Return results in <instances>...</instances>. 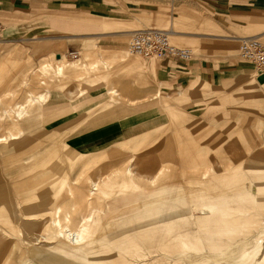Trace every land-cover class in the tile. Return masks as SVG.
Returning a JSON list of instances; mask_svg holds the SVG:
<instances>
[{
  "label": "rangeland",
  "instance_id": "374dc122",
  "mask_svg": "<svg viewBox=\"0 0 264 264\" xmlns=\"http://www.w3.org/2000/svg\"><path fill=\"white\" fill-rule=\"evenodd\" d=\"M136 30L142 29L134 28L129 33ZM249 32L246 36H242V39L244 37L264 34V12L255 29ZM127 36L123 38L115 50L95 51V53L100 52L105 63L106 61H111L109 60L111 53H118L123 50L127 51ZM260 41L264 42L263 40ZM76 43L81 42L78 41ZM48 45L49 43L44 41L41 44V51L30 53L27 49L28 46L23 45L21 48V46L0 43V95L2 96V109H6L7 111L12 110L15 104H21L25 101L28 97V92L36 95L42 92L45 88L41 85V82L49 86L48 92L51 98L56 96L58 92H62L54 86L56 81L61 80L60 78H55L53 72L49 75H42L39 70L42 62L46 61L55 66V60L61 58L62 54L65 55V53H61L60 57H56L51 53L47 54ZM172 45L175 46L174 44ZM238 47L239 42L235 44L233 51L235 55H237ZM191 52L194 54V59L197 60L200 53L197 51ZM79 54H82L80 53V49L72 52L70 55H65L64 60L68 64H72L79 59ZM101 56H95L89 58V60H99ZM134 57L138 58V61L135 63L131 59L124 60L120 58L114 60L112 66L106 68L107 71L104 72L103 80L100 82L95 79V75L102 68H93L90 73H87L85 68L80 67V70L74 76H80L83 79H80L74 85L85 87L84 81L86 79L88 82L93 81L91 85L96 86L95 89L98 91L93 94L90 93L83 98L89 104L86 110H89V113L93 115L97 114L95 113L96 105L108 103V89L114 88L119 92L121 98H130L134 101L129 105L124 100L118 102L117 107L121 106L127 109V111H119L123 119H126L133 110L143 112L142 109L146 110L149 120L163 116L165 119L163 125L161 124V128L148 132V142L144 146V149L151 160L168 161L163 165L165 170L162 171L160 176H156L152 180H140V187L143 188L137 193L121 197L110 203L106 201L97 202L96 196L103 186L101 184L102 180H100V186L96 195L89 201L88 191L90 189V182L88 180L94 179L98 175L102 178V174L104 173H106L104 176L110 175V172H107V166L123 152V146L116 148L113 155L108 154L105 156V154H102V157L91 162H89V159L92 158H89V155L95 151L90 149L84 151L82 150V145L77 150H79L80 154L83 153L84 156L66 155V151L62 147L64 143L62 139L69 135L72 127L79 122L73 121L72 115H64L56 118L55 121H50L47 125L49 129L46 131L48 136L36 138L26 149L24 148L19 152L20 155L16 160L3 156L2 153L10 145H7V143L0 144V201L8 202L12 198L17 215L19 216L16 219L12 215L10 206H4L3 217L5 221L3 222L4 230L7 232L5 238L6 249L3 254L4 264H19L20 262L24 264H45L40 263L35 258V253H32L34 259L31 258V255L25 258L26 245L12 237L11 234L13 233V226L16 225H18L20 232H22L23 229L20 222L37 220L38 222L32 228V232L38 236L37 243L40 246H52L54 241L50 242L48 236L49 234H53L54 227L49 222L42 221V219L47 216L44 207L55 200L59 193L53 189V185L61 179H65L69 183L72 193L67 194L66 190L60 192V196L56 198L57 200L53 207H105L104 212L99 216V230L104 229L107 223L120 216L118 215L119 213H115L116 208L126 207V211H123L125 213L142 211L144 210V206L154 207L160 205L159 202L161 200L170 201L174 199V195L165 194V192L172 190L175 191L174 193H176L177 197L179 195L180 197L184 196L185 184L191 181L198 182L203 173L209 172L210 166L214 167L213 172H209L208 177L205 180H201L207 184L205 188H202L206 195H204L203 199L198 195L190 198L191 201L195 202L189 205L190 213L195 217L207 216L208 212L206 208L211 205L215 197L219 195L228 197L232 194L223 185L236 175L240 178H243L246 174L249 177L257 175L262 178L259 182L264 183V144L261 146L260 142L261 128L264 123V99L260 90L253 84L252 78L255 74V69L252 64L241 60L237 56L231 58L243 68V73H241L242 86H249V90L246 91V131L239 133V119L237 117V108H239L238 92L243 88L239 86L238 82H232L238 80L239 77L232 78L229 86L227 84L223 86H219L217 83L211 84L206 90L205 99H194V95L186 92L188 89H184L183 87L177 89L182 92V96L179 98L171 96L169 99L167 95L171 94V92L161 88V100L143 99L142 97L147 91L157 87L155 71L153 69L148 71L147 67L151 64L155 66L160 59H144L131 55V58ZM107 64L110 65V63ZM18 77L26 81L28 84L27 88H19L17 82L14 83ZM255 78L257 79V76ZM67 85L69 86V83ZM10 88H15L14 93L8 94L9 90H11ZM227 92H230L231 95L236 94V96H232L228 100L219 97L223 93L226 95ZM160 105L161 107L165 106V108H160ZM38 108L40 107L36 104L32 107V110ZM212 112L219 114L218 116L208 117V115H212ZM227 114H231L230 123H226L225 127L224 125L219 126L221 123L215 124L216 121H221L222 117ZM13 120L14 114L9 112L5 121L2 122L0 136H8L9 132L14 133L12 131ZM138 135L140 136L136 131H125L123 135L115 136L113 139L104 136L95 138L92 142L100 141L102 146L99 148L105 150L110 145L131 141ZM239 137L242 139L240 140ZM188 147L193 151L192 156L189 155V152L185 151ZM188 159L190 160L189 162H187ZM216 164H219V168L215 166ZM249 164L253 165V169L247 170V165ZM17 170H22L26 176L19 182V187L12 189L10 182H5V178H8L11 174L13 175ZM240 184L247 190L251 188L250 181H240ZM159 192L164 193L159 194ZM224 192L227 194H224ZM252 193L257 195V189L253 188ZM241 196L244 197L245 195ZM81 198L83 200L78 201ZM228 207L231 211L223 218L217 216L218 221L214 226L210 227L209 236H203L201 239L211 238L212 233L231 231L225 235H215V237H212L218 246H227L226 252L250 246L255 233H259V241H264V194L257 201V204L247 202L242 198L240 201H232ZM89 210L88 208L79 211L85 217L90 214ZM57 217L58 215L56 214ZM58 220L62 224V232H65V229L68 228L65 226L67 224L63 221L62 213L59 214ZM69 228L73 230L75 226L69 224ZM57 232L59 234L60 230L58 229ZM94 238L97 239V233L89 240ZM71 239L73 237H69L68 240L64 239L62 235L57 237V240L65 244H70ZM15 242L19 246L18 250L12 247V244ZM193 242L196 241L194 240ZM115 246L103 257V261H100L101 263H118L132 261V259L143 261L151 257L161 259L166 257L168 264H188L190 259L195 260L194 264H202L203 259L208 255L213 256L218 254L215 251L213 252V249L210 252L209 247L207 248V253L204 254V251L199 246H196L190 252L183 253L178 245H169L168 238L164 235H155V233L150 232L136 234L130 243H119ZM97 248L100 249L101 247L97 245ZM262 249H264V244L260 247V250ZM84 251L88 252L90 250L84 249ZM259 256L257 255L255 258L254 264L260 263ZM17 258L18 260H16ZM53 260L59 261L62 264H73L72 259H63L56 255L50 256V261L54 262ZM261 263L264 264V260Z\"/></svg>",
  "mask_w": 264,
  "mask_h": 264
},
{
  "label": "bare ground",
  "instance_id": "6f19581e",
  "mask_svg": "<svg viewBox=\"0 0 264 264\" xmlns=\"http://www.w3.org/2000/svg\"><path fill=\"white\" fill-rule=\"evenodd\" d=\"M245 38H258L264 41V34L244 37L243 39ZM95 51L94 45L88 47L84 45L80 49V53L82 54H79V59L72 64H68V62L64 60V54L61 55V58L55 60V66L46 61L41 63L39 70L42 75H49L53 72L55 78L61 79L56 81L54 86L62 92H58V94L53 98L49 96V86L44 85V83L41 82V85L45 88L42 92H39L37 95L28 92V97L24 102L21 104H15L12 110L10 109V111H7L6 109H2V96L0 95V130L2 122L5 121L9 112L14 114V125L12 127V131L14 133L9 132L8 136H0V144L7 143V145H10V147L6 148L2 155L16 160L20 155L19 152L24 148L26 149V147L33 143L36 138L48 136L46 131L49 129L47 128V125L50 121H55L56 118L64 115H72L74 119L73 121H79L72 127L69 135L66 134V137L63 139L61 138L64 142L62 147L64 151H66V155H78V157L84 156L83 153L80 154L77 149L80 148L81 145L92 142L95 138L107 136L110 139H113L115 136L123 135L125 131H136L140 134V136L138 135L137 137H134L133 140L110 145L105 150H97L89 155V158H92L89 159V162H91L102 157V154H105V156L108 154L113 155L116 148H120L121 146L124 147L123 152L107 166V172L109 171L110 175L104 176L106 174L104 173L102 174V178L98 175L94 179L91 178L88 180V182H90L88 200L91 201L93 196L96 195L100 186L99 182L102 180L101 184L103 186L96 196L97 202L106 201L110 203L114 200L120 199L121 197L137 193L143 188L140 187V180H152L156 176H160L162 171L165 170L163 165L168 161H153L144 149V146L148 142V132L161 128V124L163 125L165 118L163 116H158L149 120L146 110L142 109L143 112H138L137 110H133L132 112L130 111L131 113L128 112L129 115L126 119H123V117L120 116L119 111H127V109H124L121 106L117 107L118 102L124 100V102L129 105L134 101L130 98H121L119 92L114 88L108 89V103H101L98 105L94 104L96 105L95 113L97 114L93 115L89 113V110H86L89 104L86 100H83V98L88 96L90 93H94L96 86L91 85L93 81L91 80L88 82L87 79L84 81L85 87L74 85L77 81L83 79L80 76L75 77L74 74L80 70L81 66L85 68L87 73L92 71L93 68L87 67L85 62L89 60V58L101 56L100 52L95 53ZM236 56L238 57V54L235 55L234 52H230L228 55L229 58H235ZM120 58L124 60L131 59L134 63L138 61V58H131V54L124 50L118 53H111L109 60L114 61ZM103 59L104 58L101 56L99 60ZM107 67L108 66L106 65V68ZM154 68L155 66L151 64L147 67V70H154ZM255 77L256 70L252 81L261 92V85ZM95 79L98 82L103 80V78L101 79L100 77ZM16 82L19 88L28 87L26 81L19 79V77L16 81H14V83ZM67 83H69V86ZM242 88H245V92L249 90L248 85L242 86ZM14 91L15 88L9 90L8 94L14 93ZM4 94H6V92H4ZM171 96L179 98L182 96V92L177 90L174 93L167 95L169 99ZM142 98L161 100V85L157 83V87L147 91ZM36 104H38L40 108L32 110V107ZM160 108L164 109L165 106L161 107L160 105ZM212 114L214 113L212 112ZM89 149L95 150L96 148L95 146H88L82 150L87 151ZM185 151L189 152V155H193V151L190 147L185 149ZM189 161L190 160L188 159L187 162ZM215 166L219 168V164H216ZM213 168V166H210L208 171L213 172ZM251 169H253V165H247V170ZM209 172L203 173L198 182H187L184 186L185 194L182 197H180V195L177 197L176 193H174L175 191L172 190L170 192H165V194H169L170 196L174 195V199L171 198L172 200L170 201L161 200V202H159L160 205L154 207L144 206V210L142 211L135 212L128 210L130 212L125 213L123 211H126V207L116 208L115 213H119L118 215L120 216L107 223L106 226H104V229L101 230H99V216L102 215L105 207H53L54 203H56V198L60 196V192L66 190L67 194L72 193L69 183L65 179H61L53 185V189L59 193L57 194L55 200L50 202L48 206L44 207V210L47 212V216L42 219V221L49 222L54 227L53 234H49L48 236L50 242L54 241L52 246H40L37 243L38 236L36 233L32 232V228L38 222L37 220L20 222L23 229L22 232H20L18 225L13 226V233L11 236L26 245L25 249L27 251L25 252V258H27L28 255H31V258L34 259L33 254L35 253V258L38 259L40 263L45 264H62L55 260H53L54 262H51V255H56L63 259H72L73 264H104L100 261H103V257L108 254L109 250L113 249L116 244L130 243L133 236H136V234L148 232L155 233V235H164L168 238L169 245H178L183 253L190 252L196 246L202 248L204 254L207 253L208 247L210 252H212L213 249V252L215 251L218 253L213 256L208 255L205 259H203L204 261L202 264H254V260L257 255H260V263L261 261L263 262L264 249L260 250V247L263 246L264 241L258 240L259 233H255L250 246L242 247L236 251L230 252H226L227 246H218L217 242L214 241L212 237H215V235H225L231 231L225 233L218 232L216 234L212 233L211 238L204 240L201 239L203 236H209L208 233L210 227L214 226V224L218 221L216 218L217 216L223 218L231 211L228 206L232 201H240L244 198L247 202L257 204V201L264 194V183L259 182L262 178L257 175L249 177L247 174L245 175L246 177L244 176L243 178H240L237 175L230 178L223 186L224 188H228V192L230 190L232 194L228 197L222 195L215 197L211 205L206 208L208 215L195 217L190 213L189 205L195 203L194 201H191L190 198L198 195L203 199L204 195H206L202 188H205L207 184L201 180H205L208 177ZM25 176L26 174L23 173L22 170H17L13 175H9L8 178L6 177L5 182L9 181L11 188L15 189L19 187V182ZM30 177L32 178L31 174ZM103 178H105V180H103ZM240 181H250V190L243 188ZM253 188L257 189V195L252 193ZM162 193L164 192H159V194ZM224 194L227 193L224 192ZM241 195L245 196L242 197ZM10 199L11 200H8V202L0 201V264H4L3 254L6 249L5 238L7 232L4 230L3 222L5 221L3 217L4 206L9 205L12 215L16 219L19 218L15 209V203L12 198ZM82 200L83 198L78 199V201ZM88 208L90 209V214L88 216L84 217L80 214L82 209ZM60 213H62L63 221L67 224L65 226L68 229H65L66 231L63 230L65 232H62V224L58 220ZM56 214L58 215L57 218ZM127 214L130 215L127 216ZM85 222L89 223L86 224ZM69 224L74 225L75 228L73 230L70 229ZM58 229L60 230L59 234L57 232ZM96 233L97 239L94 238L89 240ZM60 235H62V237L66 240H68L69 237H73V239L70 240V244H65L57 240V237ZM194 240L196 242H193ZM192 242L195 245H193ZM97 245L101 248H97ZM12 247L16 250L19 249L17 242L13 243ZM136 248L139 249L138 247ZM84 249L90 251L85 252ZM18 258L16 260H18ZM194 262L195 260L190 259L188 264H194ZM19 264L24 263L20 262ZM105 264H168V259L166 257H163L162 259L158 257H151L150 259L143 261L132 259V261H123L118 263L107 262Z\"/></svg>",
  "mask_w": 264,
  "mask_h": 264
},
{
  "label": "crops",
  "instance_id": "0c3cea01",
  "mask_svg": "<svg viewBox=\"0 0 264 264\" xmlns=\"http://www.w3.org/2000/svg\"><path fill=\"white\" fill-rule=\"evenodd\" d=\"M263 12L264 0H0V25L4 28L0 43L28 46V52L33 53L41 51L46 41V53L60 57L84 45H94L96 51H113L134 28L168 31L172 44L200 55L188 62L171 57L160 59L154 68L157 83L171 93L180 87L188 89L186 92L199 100L205 99L208 86L214 83L229 86L237 76L239 79L232 82L242 86L243 68L228 55L242 36L255 29ZM85 63L89 68H102L95 78H103L106 65L109 68L114 61ZM256 76L264 99V73ZM232 96L236 94L227 92L219 97L228 100ZM238 100L241 133L246 131L245 88L238 92ZM230 121L231 114H227L215 124L225 127ZM99 143L90 142L82 148L95 146L94 151L101 150Z\"/></svg>",
  "mask_w": 264,
  "mask_h": 264
},
{
  "label": "built area",
  "instance_id": "2783aa9c",
  "mask_svg": "<svg viewBox=\"0 0 264 264\" xmlns=\"http://www.w3.org/2000/svg\"><path fill=\"white\" fill-rule=\"evenodd\" d=\"M3 32L4 28L0 25V40ZM170 38L168 31L136 30L127 36L126 49L131 55L144 59L171 57L187 62L194 60V54L191 51L173 46ZM237 54L241 60L253 65L256 75L264 73V42L257 38L242 39L239 42Z\"/></svg>",
  "mask_w": 264,
  "mask_h": 264
}]
</instances>
